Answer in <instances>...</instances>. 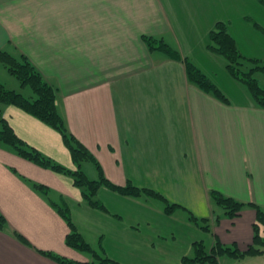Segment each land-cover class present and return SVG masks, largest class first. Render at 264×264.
Returning <instances> with one entry per match:
<instances>
[{"label": "crops", "instance_id": "crops-1", "mask_svg": "<svg viewBox=\"0 0 264 264\" xmlns=\"http://www.w3.org/2000/svg\"><path fill=\"white\" fill-rule=\"evenodd\" d=\"M219 21L245 57L264 62L260 0H0V51L26 56L56 88L68 130L94 156V168L80 166L87 176L130 181L180 205L168 214L158 197L102 187L97 199L106 210L92 207L72 177L0 144V264H63L47 252L97 264L67 245L64 205L93 248L120 264H185L199 240L241 250L253 243L251 204L264 211V108L208 49ZM144 36L189 58L229 101L191 82L184 62L151 50ZM5 69L0 60V80L30 96ZM2 114L30 146L78 168L58 130L13 104H3ZM212 190L246 203L244 210L216 216ZM188 211L209 218L210 231L178 214Z\"/></svg>", "mask_w": 264, "mask_h": 264}, {"label": "trees", "instance_id": "trees-1", "mask_svg": "<svg viewBox=\"0 0 264 264\" xmlns=\"http://www.w3.org/2000/svg\"><path fill=\"white\" fill-rule=\"evenodd\" d=\"M260 1L264 3V0ZM255 24L257 25V23ZM144 39L151 50H161L171 58L184 62L188 78L191 82L198 85L204 91L212 93L218 99L224 102L229 101L227 96L216 85V83H214L211 78L189 58L183 57L177 49L173 48L163 39H158L152 36H144ZM208 49L224 58L226 61V69L230 76L244 84L252 94L257 105L264 108V87L259 84L258 78L255 77L256 72L260 69L264 70V62L258 59L247 58L241 53L227 23L223 21L216 23L210 33ZM0 60L8 68L10 73L20 81L23 87L29 86L32 90V94L28 96L21 91L7 87L0 80V144L8 146L21 157L42 167L50 168L56 172L64 173L72 177L75 185L81 189L85 201L92 207L106 210L103 202L97 199L98 191L102 187L109 188L110 190L127 196L146 195L158 197L165 201V211L168 214L172 213L176 207L180 206L171 203L160 192L151 188L138 187L130 181L125 185H119L105 176H101L99 179H90L80 166L84 161H93L94 156L87 146L68 130L65 120L57 107L56 88L44 78L41 71L26 56L17 58L10 52L1 50ZM246 62L253 64L254 67L247 70ZM3 104L16 105L58 130L62 134L64 143L70 150L73 160L78 165V168L70 169L63 166L52 158L45 156L38 149L30 146L20 138L10 123L3 117ZM33 186L43 193L48 191V188L43 184L34 182ZM210 195L212 200L217 205L221 206L230 218L239 216L246 205V203L227 196L219 190H212ZM251 205H254L257 208L258 222L254 226L255 235L253 243L248 245L245 250H241L236 246H226L217 242L208 252L203 241H196L194 242L195 256H185L183 257V262L185 264H197L203 262L218 264L219 256L224 253L229 254L234 259H240L246 255L264 254V236L262 237L259 232H257V229L260 228V224H264V211L257 204ZM59 211L70 226V232L66 237L67 245L77 250L92 254L93 257L99 259V263L97 264H120L118 261L105 256L102 246L99 251L93 248L78 230V227L66 205L62 206ZM191 219L198 223L205 231H210L209 218H202L201 220L199 217L192 214ZM200 220L204 223L201 224ZM3 221V216H0V226ZM47 254L63 264H95V262H77L54 252H47Z\"/></svg>", "mask_w": 264, "mask_h": 264}, {"label": "rangeland", "instance_id": "rangeland-1", "mask_svg": "<svg viewBox=\"0 0 264 264\" xmlns=\"http://www.w3.org/2000/svg\"><path fill=\"white\" fill-rule=\"evenodd\" d=\"M251 67H254L253 64H250L248 62H246V69L249 70ZM7 72L8 69H5ZM261 71V72H259ZM258 72H256L255 74V77L258 78L259 80V84L261 86L264 87V73H262V71L264 72V70L260 69ZM3 82V81H2ZM4 83V82H3ZM29 90L30 87L28 86ZM85 163L86 162H89L88 164H90V167L91 168H94V163L93 161L91 160H87V161H84ZM86 166V164H85ZM93 179V178H92ZM142 198L146 199V198H149L150 200H153V199H156L157 197H153V196H146V195H143L141 196ZM157 202H160V203H163V201L157 199ZM212 203H213V206H214V211H215V215H222L225 213V210L217 205L213 200H212ZM189 215L185 214V213H182V212H179V216L180 214H183V216H186L188 218L191 219V215L193 214L192 212L188 211ZM185 214V215H184ZM200 219L202 220V217H200ZM200 220V223L203 224L204 222ZM195 222V221H194ZM212 224V223H211ZM262 224V223H261ZM260 224V226H261ZM211 226V225H210ZM257 232H259V234L263 237V235L261 234V231H260V228L257 229ZM199 241H203V240H199ZM206 241V242H205ZM203 241L204 244H205V248L206 250L209 252L211 250V246L208 244V240H205ZM231 247H235V245H229ZM195 253V249L193 250V252H191L190 254L191 255H194ZM93 257V256H92ZM189 257V256H188ZM93 259L99 263V259H97L96 257H93ZM197 264H203V263H197ZM204 264H213V263H210V262H205ZM218 264H264V254H257V255H246L244 256L243 258H240V259H234L232 258L229 254H226L224 253L223 255H220L219 256V259H218Z\"/></svg>", "mask_w": 264, "mask_h": 264}]
</instances>
